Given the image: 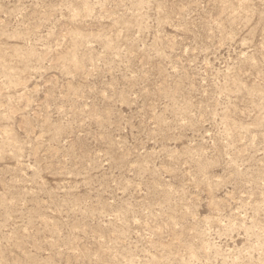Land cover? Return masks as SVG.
I'll list each match as a JSON object with an SVG mask.
<instances>
[{
    "label": "rangeland",
    "instance_id": "1",
    "mask_svg": "<svg viewBox=\"0 0 264 264\" xmlns=\"http://www.w3.org/2000/svg\"><path fill=\"white\" fill-rule=\"evenodd\" d=\"M0 264H264V0H0Z\"/></svg>",
    "mask_w": 264,
    "mask_h": 264
}]
</instances>
